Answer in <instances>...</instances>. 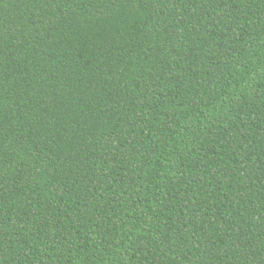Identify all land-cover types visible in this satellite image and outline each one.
<instances>
[{
  "label": "trees",
  "instance_id": "trees-1",
  "mask_svg": "<svg viewBox=\"0 0 264 264\" xmlns=\"http://www.w3.org/2000/svg\"><path fill=\"white\" fill-rule=\"evenodd\" d=\"M0 264H264V0H0Z\"/></svg>",
  "mask_w": 264,
  "mask_h": 264
}]
</instances>
